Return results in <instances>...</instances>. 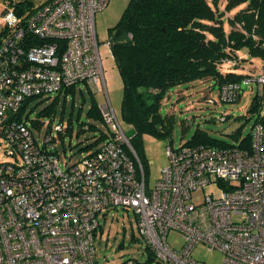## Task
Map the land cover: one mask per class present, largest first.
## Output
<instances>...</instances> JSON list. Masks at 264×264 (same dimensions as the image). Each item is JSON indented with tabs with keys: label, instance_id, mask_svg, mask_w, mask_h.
I'll use <instances>...</instances> for the list:
<instances>
[{
	"label": "built area",
	"instance_id": "2783aa9c",
	"mask_svg": "<svg viewBox=\"0 0 264 264\" xmlns=\"http://www.w3.org/2000/svg\"><path fill=\"white\" fill-rule=\"evenodd\" d=\"M107 4L43 0L24 20L3 7L8 31L0 42V264H100L94 246L98 216L117 207L133 211L148 250L166 264H195L198 245L221 252L220 264H264V124L252 122L249 148L167 145L168 162L148 185L105 83L100 49L112 57L111 40L98 41L94 16ZM80 83L104 93L98 109L109 131L94 151L62 168L57 143L63 123L49 120L41 135L39 121L36 136L25 100L54 97ZM242 84L264 87V64L240 82L222 83L217 98L207 102L237 101ZM211 185L218 194L195 201L194 192ZM171 231L181 235L178 249L167 241Z\"/></svg>",
	"mask_w": 264,
	"mask_h": 264
},
{
	"label": "trees",
	"instance_id": "16d2710c",
	"mask_svg": "<svg viewBox=\"0 0 264 264\" xmlns=\"http://www.w3.org/2000/svg\"><path fill=\"white\" fill-rule=\"evenodd\" d=\"M24 20L33 8V0H2ZM228 26V29L226 28ZM6 27L0 30V41ZM111 55L122 82L121 121L134 129L130 144L147 179L148 167L144 136L170 139L173 117L162 114L161 104L167 92L180 84L210 78L217 88L226 82H240L245 74L235 71L239 51L260 59L264 64V0H128L116 23L108 28ZM70 87L53 97L39 114L51 115L57 101L74 96ZM35 97H30L29 100ZM264 87L256 88L247 108L254 121L264 124ZM86 115L102 121L98 104L91 94ZM35 118L32 124L39 125ZM87 124V123H85ZM84 124L79 123L80 133ZM97 128L88 123L87 129ZM71 121L64 134H71ZM240 128L233 134L239 135ZM99 131L92 144L103 142ZM188 145L226 147V142L196 129ZM249 148L250 132L237 144ZM148 255L152 253L146 246ZM136 264H141L136 262Z\"/></svg>",
	"mask_w": 264,
	"mask_h": 264
},
{
	"label": "rangeland",
	"instance_id": "374dc122",
	"mask_svg": "<svg viewBox=\"0 0 264 264\" xmlns=\"http://www.w3.org/2000/svg\"><path fill=\"white\" fill-rule=\"evenodd\" d=\"M41 1L43 0H33L34 5ZM127 2L128 0H108L107 6L96 12L94 26L98 41H105L109 38L108 28L116 23ZM6 4L0 0V17ZM4 27L0 18V30ZM226 28L228 29V26ZM7 31L6 27V33ZM100 53L108 95L114 110L117 115H120L122 82L114 61L106 48L101 47ZM260 65L261 61L258 58L242 57L239 60V65L235 67V71L238 70V73L247 74L250 71H256ZM77 87H81L82 92L75 90L74 96L69 94L64 97L65 99H62V96L57 101L55 112L49 116L39 113L51 102L53 95L35 97L28 101L26 108L31 130L36 136H38L36 126L32 124L30 119L36 118L42 123L41 135L47 129L49 120L52 123L62 122L64 128H66L68 121H71V134H64L63 141L60 139L57 143L59 164L62 168L78 162L81 157L94 151L102 143L101 141L92 144L99 131H103V133L109 131L108 126L103 121H96L86 115L91 94L94 95L99 105L105 100L104 93L100 91L93 93L84 84H78ZM256 88L255 85L242 84L241 96L233 103L207 102L208 98H217V86L210 78L197 79L171 88L163 99L160 109L162 114L172 115L174 119L170 139L161 140L150 135L144 136L148 185H153L160 169L168 162L165 153L166 146L169 144L172 147L179 146L189 140L196 129H200L209 136L220 139L229 145H237L250 132L251 124L255 118V115L247 112V108ZM222 115H226V118L221 119ZM79 123H94L97 128L82 130L78 133ZM121 125L126 135L131 137L134 129L122 121ZM237 128H240L238 136L233 134ZM39 139L41 140V138ZM211 192L213 195L218 194V190L211 185L201 191L194 192V199L200 201L204 195ZM98 219L100 226L95 234L94 246L95 259L100 264H127L126 260L130 257L135 258L141 264H166L148 255L146 244L138 233L135 215L131 209L111 208L101 212ZM167 241L176 249L182 244L181 235L175 231L169 232ZM192 257L195 264H220L222 261L221 252L208 250L202 245L193 249Z\"/></svg>",
	"mask_w": 264,
	"mask_h": 264
},
{
	"label": "crops",
	"instance_id": "0c3cea01",
	"mask_svg": "<svg viewBox=\"0 0 264 264\" xmlns=\"http://www.w3.org/2000/svg\"><path fill=\"white\" fill-rule=\"evenodd\" d=\"M239 57H243V58H246L247 57V53L244 51H239ZM237 72H238V70H236ZM80 84H82V83H80ZM76 91H78V92H82L81 90H82V88L81 87H77L76 89H75Z\"/></svg>",
	"mask_w": 264,
	"mask_h": 264
}]
</instances>
